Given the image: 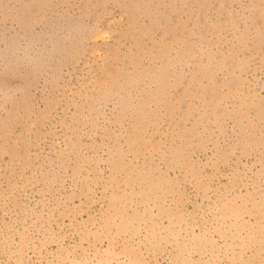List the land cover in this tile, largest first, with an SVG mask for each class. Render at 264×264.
Returning <instances> with one entry per match:
<instances>
[{
    "label": "rangeland",
    "instance_id": "obj_1",
    "mask_svg": "<svg viewBox=\"0 0 264 264\" xmlns=\"http://www.w3.org/2000/svg\"><path fill=\"white\" fill-rule=\"evenodd\" d=\"M0 264H264V0H0Z\"/></svg>",
    "mask_w": 264,
    "mask_h": 264
},
{
    "label": "bare ground",
    "instance_id": "obj_2",
    "mask_svg": "<svg viewBox=\"0 0 264 264\" xmlns=\"http://www.w3.org/2000/svg\"><path fill=\"white\" fill-rule=\"evenodd\" d=\"M232 95V94H231ZM262 211V210H261ZM259 218V217H258Z\"/></svg>",
    "mask_w": 264,
    "mask_h": 264
}]
</instances>
